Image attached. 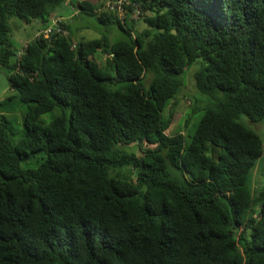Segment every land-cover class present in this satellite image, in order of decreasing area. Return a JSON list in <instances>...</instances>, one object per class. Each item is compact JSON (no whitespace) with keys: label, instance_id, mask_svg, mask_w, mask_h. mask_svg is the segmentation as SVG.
Listing matches in <instances>:
<instances>
[{"label":"trees","instance_id":"16d2710c","mask_svg":"<svg viewBox=\"0 0 264 264\" xmlns=\"http://www.w3.org/2000/svg\"><path fill=\"white\" fill-rule=\"evenodd\" d=\"M108 1L74 16L124 37L73 41L68 0H0V67L26 104L13 143L0 102V264H264V142L237 120L264 119V0H134L122 20ZM10 16L37 21L20 50ZM199 59L210 105L186 143L162 111Z\"/></svg>","mask_w":264,"mask_h":264},{"label":"rangeland","instance_id":"374dc122","mask_svg":"<svg viewBox=\"0 0 264 264\" xmlns=\"http://www.w3.org/2000/svg\"><path fill=\"white\" fill-rule=\"evenodd\" d=\"M94 1L97 7V11L104 10V5L107 0H91ZM70 7V5H69ZM99 8V9H98ZM66 23H69L71 38L73 41L89 40L92 38L100 37L101 35H109L111 39H118L124 37V33L115 27L113 23L104 24L99 22L95 16L81 14L77 16H69V9L65 5L60 9ZM127 10L124 12H118L117 17L122 20ZM135 19V18H134ZM8 25L10 26V40L14 48L20 50L22 46L30 39L38 34V25L36 20L26 22L18 17H7ZM137 28L144 27L143 22L137 19L135 25ZM97 63L103 65L104 54L97 53L95 56ZM201 59L195 61L182 74L183 85L180 87L178 93L174 99L168 102L167 107L162 111V116L167 118L166 115L169 111L173 113L172 123L166 129V133L174 134L181 132L184 134L185 142L190 141V137L193 134L196 124L199 121L204 109L210 105V98L201 92L195 85L194 72L200 68ZM144 86L149 84V79L143 80ZM7 98L6 106L3 107V113L6 115L10 123V129L12 131L11 141L17 143L20 137L23 135V115L26 111V104L20 102L16 97V92L9 86V81L3 68L0 67V102ZM1 108V107H0ZM65 115H69V111L66 110ZM63 111L60 107H55L40 115V119L44 123H49L57 116H61ZM189 117V119H188ZM188 119V120H187ZM238 121L245 124L250 129L254 130L260 135L264 142V119L261 121L253 122L245 115H240L237 118ZM131 146L133 144H130ZM128 146L127 148H131ZM133 147V146H132ZM37 164L36 158H32L30 163L28 160H22L21 165L23 167H34ZM264 165V147L260 156L256 159L254 167L250 172L249 185H253L254 188H258L264 185V178L262 176V170ZM252 186V187H253Z\"/></svg>","mask_w":264,"mask_h":264},{"label":"built area","instance_id":"2783aa9c","mask_svg":"<svg viewBox=\"0 0 264 264\" xmlns=\"http://www.w3.org/2000/svg\"><path fill=\"white\" fill-rule=\"evenodd\" d=\"M124 5H130L133 7V12H132V16L133 17H137L138 16V10H137V6H139L134 0H113V1H108V6L111 8H116L119 12H124ZM58 20L59 18H53V24L51 26L52 31H56V32H63L65 33L64 29L61 28L58 25ZM54 27V28H52ZM47 29L45 31V33H47V31L49 30Z\"/></svg>","mask_w":264,"mask_h":264},{"label":"crops","instance_id":"0c3cea01","mask_svg":"<svg viewBox=\"0 0 264 264\" xmlns=\"http://www.w3.org/2000/svg\"><path fill=\"white\" fill-rule=\"evenodd\" d=\"M71 3H74V0H68V2L65 4V7L67 8V9H69V16H74L75 15V13H76V7H74ZM69 5H70V7H69ZM61 15H62V13H60ZM63 17H64V15H63Z\"/></svg>","mask_w":264,"mask_h":264}]
</instances>
